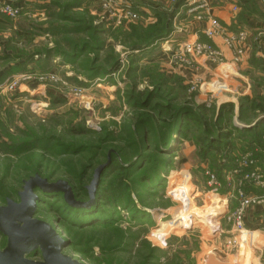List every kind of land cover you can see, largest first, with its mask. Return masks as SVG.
Instances as JSON below:
<instances>
[{
	"label": "rangeland",
	"instance_id": "1",
	"mask_svg": "<svg viewBox=\"0 0 264 264\" xmlns=\"http://www.w3.org/2000/svg\"><path fill=\"white\" fill-rule=\"evenodd\" d=\"M3 1L23 10L9 23L0 16V207L18 202L23 182L35 176L67 183L84 203L94 171L111 163L99 188L107 202L66 213L103 224L71 225L59 213L62 196L34 191L43 201L34 218L68 241L63 255L81 264H206L215 254L210 240L237 245L246 210L264 202V67L250 60L264 61V30L240 27L243 8L231 11L239 27L230 31L210 13L198 19L202 12L169 0L122 1L120 20L96 0ZM211 18L219 36L191 32ZM240 32L249 33L248 55L236 62L225 38ZM193 37L198 55L183 48ZM225 103L234 107L229 124L216 120ZM232 128H258L260 136ZM223 133L227 152L210 153L197 141ZM211 196L225 207L213 224L199 217L209 215ZM5 244L0 235V249ZM239 245L222 249L232 255Z\"/></svg>",
	"mask_w": 264,
	"mask_h": 264
},
{
	"label": "water",
	"instance_id": "2",
	"mask_svg": "<svg viewBox=\"0 0 264 264\" xmlns=\"http://www.w3.org/2000/svg\"><path fill=\"white\" fill-rule=\"evenodd\" d=\"M244 129L252 125L237 123ZM107 165L98 167L93 179L86 188L89 200L76 203L71 189L65 182L49 185L37 176L23 182L18 202L6 200L0 207V235L6 239L5 247L0 250V264H81L71 257L62 254L68 246V241L56 233L49 224L35 219L38 198L35 190L42 192H62L64 200L71 206L89 207L94 203V194L99 177ZM40 254L41 261L31 260Z\"/></svg>",
	"mask_w": 264,
	"mask_h": 264
},
{
	"label": "crops",
	"instance_id": "3",
	"mask_svg": "<svg viewBox=\"0 0 264 264\" xmlns=\"http://www.w3.org/2000/svg\"><path fill=\"white\" fill-rule=\"evenodd\" d=\"M146 1L148 4L153 2L161 5L167 0ZM241 2L243 3V11L242 14L239 15V18L241 19V21L239 20L241 23L239 24L240 27L248 29L251 28L254 31L259 29L264 30V9L259 5L258 0H254V2H251L250 0H241ZM236 3L237 0H180L177 7H190L191 11L196 13L206 11L211 14V17L217 19L222 26L226 27L230 31H233V28L239 27V25H236L237 20H234V13H231L232 6ZM194 24H196V26L194 27V31L191 32L196 34V31H202L204 27H206L207 23L194 22ZM207 26H209V23ZM192 39L197 40V37H193ZM214 44L220 49L219 51L224 53L223 57L229 60L231 55L227 54L223 41L220 38H217L214 40ZM227 67L231 69H228ZM227 67L225 69L222 68V70H224V72L228 71L230 75L232 73L234 76V67ZM210 202L213 203V206L215 207L212 214L199 216L208 217V222L206 223H211V219L213 217L219 216L225 210L223 205L218 206L219 201L214 199L212 196ZM222 202L224 203L225 201L222 200ZM243 232L238 239V243L240 244L239 248L232 255L224 252L223 245L220 247L216 244L217 240H210L208 245L215 254L212 255L213 257H209L206 264H264V202L254 204L246 210Z\"/></svg>",
	"mask_w": 264,
	"mask_h": 264
},
{
	"label": "built area",
	"instance_id": "4",
	"mask_svg": "<svg viewBox=\"0 0 264 264\" xmlns=\"http://www.w3.org/2000/svg\"><path fill=\"white\" fill-rule=\"evenodd\" d=\"M96 1H98L100 3V5L102 6L103 9H111V11L109 13L111 17H116L118 20L122 19L121 15H120V11L117 8V6L120 5L122 0H96ZM169 1H170V3H173L175 5L180 2V0H169ZM22 10H23L22 6L15 5L13 3L3 1V0L0 1V16L5 17L10 21H15L16 19H18L22 15ZM231 11L233 13H235V11H237V5L236 4L232 6ZM203 15H205V17L210 16L208 14V12L204 11V12L198 14L196 17H198V19H200L201 16H203ZM212 18L209 21L208 28L202 30V32H201L209 40L216 38L222 32L220 30L218 22L216 20H213ZM248 39H249V33H246V32H240L237 34H229V37L225 38V42L233 47V53L236 56V59H235L236 62L240 61L241 59L243 60L248 55V54L246 55V53H244V47L248 48V45H246V43L248 42ZM183 48H186L187 53L188 52H194L197 55L200 53V50L202 49L201 47L196 45L195 40L193 41L192 44L187 43L186 45H184ZM179 55H180V51H178L176 53V57H178ZM215 55L220 56V54H215ZM247 202L248 201L241 202L242 204H240L239 208L236 210V213L234 214L233 225L237 231H241L243 228V216H244V213H243L244 208L243 207L245 204H247ZM237 245H236V240L233 238H230L224 242L223 248L229 252V251H231V249L235 248Z\"/></svg>",
	"mask_w": 264,
	"mask_h": 264
},
{
	"label": "trees",
	"instance_id": "5",
	"mask_svg": "<svg viewBox=\"0 0 264 264\" xmlns=\"http://www.w3.org/2000/svg\"><path fill=\"white\" fill-rule=\"evenodd\" d=\"M180 3V2H179ZM237 3H238V5L240 6V7H242V5H243V3L241 2V0H237ZM13 4H15V5H19V4H16V3H13ZM178 5V3L176 4V6ZM20 6V5H19ZM3 18V20L4 21H6L7 23H9V21L10 20H8L7 18H5V17H2ZM0 19H1V17H0ZM11 22V21H10ZM168 32V31H167ZM167 35L165 34H163L162 36H160V37H158L157 38V40H159V41H163L164 39H166L167 37H166ZM257 57V56H256ZM255 58V55L250 59L251 60V63L253 64V65H256V64H260L262 67H264V61H261V60H259V59H254ZM264 59V58H263ZM252 61H255L254 63L252 62ZM257 66V65H256ZM233 105L231 104V103H225V104H223V105H221L220 106V108L218 109V114H217V116H216V120L218 121V120H221V121H224L225 123H228L229 124V122H230V119H231V116H232V113H233ZM185 116V115H184ZM184 116H182V117H179V118H183ZM186 117H189L190 119L188 120V122L189 123H191V124H193L194 126L192 127V128H194L195 126L197 127V124H195V120H192V117H190L189 115H186ZM187 122V123H188ZM186 123V124H187ZM188 123V124H189ZM187 124V125H188ZM185 127H186V125H185ZM187 128V127H186ZM220 128H223V127H220ZM261 128H264V122H263V124H262V126H261ZM257 129L258 128H253V129H251V130H242V131H240V130H237V129H235V128H232V130H233V132H237L238 134H241V135H243V136H246V135H248V134H253V135H255L256 136V138L258 137V136H260V134L259 133H257ZM186 137V136H185ZM206 136H202V135H199V137L197 138V141L199 142V143H201L202 145H203V147L205 148V150H209L210 151V153L212 152V153H216V152H218V153H220V152H227V149H228V146H227V143H223L224 141H226V140H228V135L226 134V133H223V134H220V136H219V138H218V140L217 141H215V140H213V141H210V140H207L206 138H205ZM184 140V139H183ZM225 154H230V152L228 151V153H225ZM111 163L104 169V171L101 173V175H100V177H99V180H98V184H97V187H96V190H95V194H94V202L95 203H97V204H101L102 202L101 201H104L103 203H106L107 202V200H106V197L104 196V194H102L101 195V193H100V190H99V188H100V185H101V183L103 182V179L105 178V177H107L108 175V172L111 170ZM46 181V180H45ZM46 183L48 184V182L46 181ZM49 185H51V184H49ZM71 189V188H70ZM84 192L87 194V198H88V200H89V197H88V192H87V190H86V188H85V190H84ZM54 193H56L57 195H59V196H62L63 197V194H62V192H55L54 191ZM71 193H72V191H71ZM56 196H54V198H55ZM72 197H73V200L76 198V195H74L73 193H72ZM55 201L57 200V199H54ZM87 200V201H88ZM6 201V200H5ZM86 201V202H87ZM74 202H75V200H74ZM43 203V201L40 199V198H38V201H37V208H36V210H37V212H36V215L39 213V211H40V207H39V205L40 204H42ZM62 204H63V211L61 212V211H59V213H60V216H64L63 217V220L64 221H69V223H71V225H75V226H77V227H80L82 224H90L91 222H98V223H100L101 221H100V219L99 218H97V219H92V218H89V219H87L86 217H84V218H79V219H73V218H71V217H68L67 216V214L66 213H68V211H73L74 209H73V207L74 206H71V205H69L65 200H64V198L62 199V202H61ZM76 203H81V202H76ZM83 203V202H82ZM85 203V202H84ZM94 203V205H96ZM85 210V209H84ZM108 213V212H107ZM134 214V215H133ZM35 215V216H36ZM135 215H138V214H136L135 213V211L134 210H132V216H135ZM100 224H103V223H100ZM91 226V225H90ZM83 228V227H82ZM84 228H86L85 226H84ZM4 238V237H3ZM5 239V238H4ZM65 239V238H64ZM5 241H6V239H5ZM6 245V244H5ZM5 247V246H4ZM3 247V248H4ZM2 248V249H3ZM2 249H0V250H2Z\"/></svg>",
	"mask_w": 264,
	"mask_h": 264
},
{
	"label": "bare ground",
	"instance_id": "6",
	"mask_svg": "<svg viewBox=\"0 0 264 264\" xmlns=\"http://www.w3.org/2000/svg\"><path fill=\"white\" fill-rule=\"evenodd\" d=\"M208 197L206 198V201L207 202H208ZM205 209L207 210L208 214L210 215L215 210V207L213 206V203H209L208 205H206V208ZM217 217L218 216H215V217L212 218V224H213V220H215Z\"/></svg>",
	"mask_w": 264,
	"mask_h": 264
}]
</instances>
